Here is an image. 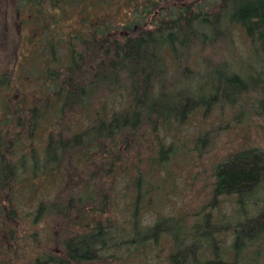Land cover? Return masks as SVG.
Listing matches in <instances>:
<instances>
[{"label": "trees", "instance_id": "16d2710c", "mask_svg": "<svg viewBox=\"0 0 264 264\" xmlns=\"http://www.w3.org/2000/svg\"><path fill=\"white\" fill-rule=\"evenodd\" d=\"M14 12L16 51L0 73V264H139L131 254L147 259V251L157 264H259L264 209L228 227L205 214L202 233L199 215L190 225L182 217L139 225L140 213L152 209L151 176L159 165L150 156L147 169L148 139L139 131L183 120L197 107H228L230 96L247 94V68L230 70L226 59L245 61L235 54L236 27L249 57L264 60V0H15ZM219 46L228 56L212 54L213 64L203 53ZM190 62L218 69L223 82L205 85L206 100L196 96L200 91H176L198 72ZM260 92L264 108V87ZM183 99L180 110L164 104ZM263 177L260 151L234 153L215 169L213 199L234 195L244 206ZM46 185L60 194L22 214L18 194ZM74 217L81 232L59 230L49 243L38 237L45 218ZM222 228L232 229L229 244L218 236ZM163 238L167 254L160 260Z\"/></svg>", "mask_w": 264, "mask_h": 264}, {"label": "rangeland", "instance_id": "374dc122", "mask_svg": "<svg viewBox=\"0 0 264 264\" xmlns=\"http://www.w3.org/2000/svg\"><path fill=\"white\" fill-rule=\"evenodd\" d=\"M14 1L0 0V73L10 66V58L14 56L13 53H15L17 46L16 38L19 36ZM232 37L236 56L245 60L242 64L226 59L225 56L228 55L222 46H219L216 50L207 49L203 54L209 56L213 64L217 63V57L212 54L216 53L218 56H224L228 61L230 70L235 72H238V69L247 68L248 74L245 72V75L241 78L243 86L249 88L247 94H237L236 98L230 96L231 101L234 103L229 104L228 107L223 106L220 108L215 105L210 106L208 109L203 106L197 107L183 120L175 121L171 119L169 125L163 123L158 125L156 129L152 130L148 127L139 131L144 140L148 139L146 141L149 149L143 151L144 156L142 157L147 169L149 163L151 164L149 162L151 157L153 163L156 161L159 163L157 166L154 165L153 176H151L152 187L155 189L152 195V209L146 213L141 212L138 219L139 225L144 228L153 226L159 218L167 217L185 218L187 220L186 224L190 225L193 216L199 215L198 217L201 218L199 220L201 224L199 232L202 233L205 231V214H210L212 221L215 223H221L223 227H228L236 222H242L247 217L253 218L264 209V177L263 183L251 194L249 200H245L244 206H239L238 198L234 195L213 199L216 180L215 169L225 162L230 155L254 149L260 151L264 156V117L261 116L264 108L259 103L262 94L260 90L264 87V60L262 57H249L250 51L247 40L240 28H233ZM195 63L190 62L189 64L195 66ZM193 68L195 71L198 69L196 76L188 80L193 75H186V81L181 82L176 91L188 90L190 94L200 91L196 96L206 100L209 94L202 92L205 85L216 83L217 79L220 82L223 81L216 73L218 70L216 67H204L202 65L199 67V65H196ZM222 74L224 76V72ZM230 93L231 91H229ZM164 104H166V108L172 107L180 110L179 106L184 105V99L180 103L172 104L166 101ZM166 114L165 111L164 115ZM158 140L163 143L165 150L163 157H159L160 155L157 153L159 150ZM170 146H172V149H170ZM160 158L162 159L160 160ZM77 179L83 180L82 177H77ZM118 181L117 190L123 182L122 180ZM67 188L68 186L65 184L63 193L66 192ZM58 194H60V188L52 189L46 185L31 196L27 194V196L25 194L20 195L19 193L16 203L22 214L27 215L32 211V204L38 202L40 198L44 201H52ZM33 199L35 200L32 203ZM117 205L119 208L122 207L120 201L117 202ZM125 216L128 220V216ZM75 219L74 217L67 220V222H63L58 219L45 218L36 228L38 237L41 240H48L52 237L55 238L59 234V230L65 232L70 228L76 232H81V227L73 226ZM126 221L121 220V226L125 231L131 230L132 224ZM24 226L28 228V224H24ZM222 230L226 231L225 234H219L218 236L223 240L224 245L229 244L233 239L232 229L222 228ZM63 237H60L59 241H62ZM0 238L4 239L5 236L0 235ZM165 241V238H163L159 246V248H164V253L158 258L160 260H163L167 254ZM46 242L49 243L50 241ZM25 245L23 249L27 252L28 247ZM51 245L53 248L54 244ZM161 248L157 251L159 252ZM154 254V251L151 254L147 251L148 258L144 259L142 254L132 253L131 261L142 264L148 260L151 264H157L156 261L158 262V260L157 257L154 259ZM249 259L251 260L250 257ZM258 262L264 264V253ZM247 264H250V262H247Z\"/></svg>", "mask_w": 264, "mask_h": 264}]
</instances>
